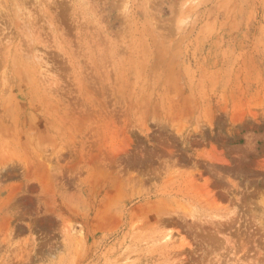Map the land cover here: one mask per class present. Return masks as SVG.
I'll return each mask as SVG.
<instances>
[{"label": "rangeland", "instance_id": "1", "mask_svg": "<svg viewBox=\"0 0 264 264\" xmlns=\"http://www.w3.org/2000/svg\"><path fill=\"white\" fill-rule=\"evenodd\" d=\"M0 264H264V0H0Z\"/></svg>", "mask_w": 264, "mask_h": 264}]
</instances>
